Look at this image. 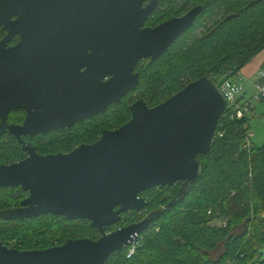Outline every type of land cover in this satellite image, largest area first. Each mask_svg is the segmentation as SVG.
I'll return each instance as SVG.
<instances>
[{"label":"water","instance_id":"water-1","mask_svg":"<svg viewBox=\"0 0 264 264\" xmlns=\"http://www.w3.org/2000/svg\"><path fill=\"white\" fill-rule=\"evenodd\" d=\"M156 1L144 10L143 20ZM42 2L34 1L36 12L41 10ZM140 2L99 1L98 75L91 77V70L74 73L77 56L71 55L70 47L66 48L69 68L61 83L63 93L58 100L53 96L47 99V109L42 112L31 110L28 97L16 93L19 88L15 85L24 83L23 78H13L18 72L16 67H21L18 61L28 60L33 51L27 44L7 46L9 35L0 41V129L18 137L29 152L20 162L0 165V187L21 186L29 192L23 207L5 210L0 217L32 218L51 213L67 219H89L99 231L97 239L69 238L45 249H10L0 241V264H105L113 252L137 242L155 220L157 214L150 213L108 231L123 213L146 207L147 199L139 195L142 191L172 186L178 181L192 184L202 174L204 166L198 155L210 151L228 105L217 79L209 73L157 105L149 106L144 98L134 101L130 120L115 129L103 130L97 141L81 143L70 152L38 154L31 143L21 138L70 128L76 121L105 112L110 104L121 101L140 83V74L134 71L139 60L154 61L162 56L194 25L203 10V5L198 4L154 28L140 29L137 16L131 14ZM5 3L13 4L14 0ZM9 11H0V21L6 20L4 14ZM108 75L110 78L105 79ZM19 107H30L24 124H8V113Z\"/></svg>","mask_w":264,"mask_h":264},{"label":"trees","instance_id":"trees-1","mask_svg":"<svg viewBox=\"0 0 264 264\" xmlns=\"http://www.w3.org/2000/svg\"><path fill=\"white\" fill-rule=\"evenodd\" d=\"M193 3L203 5L194 25L155 61L138 63L140 83L136 89L121 102L111 104L93 123L34 136L31 142L37 151L67 153L80 143L95 142L103 130L115 129L130 120V104L136 98L157 105L206 73L219 84L233 80L264 49V0ZM231 14L234 16L227 18ZM201 27L204 30L197 32ZM244 95L239 102L246 101L242 100ZM249 103L251 111V98ZM233 113V108L226 110L210 151L198 155L204 167L194 183L178 181L142 191L139 195L147 199L146 207L123 213L121 220L108 228L113 230L150 213L157 214L133 244L130 257L133 245L113 252L105 264H264V142L246 148L251 131L249 112L243 116ZM11 143V159L22 157V145L7 134L0 135L2 158L6 156L1 150ZM218 220L225 223H215ZM81 237H99L89 219H67L49 213L0 222V240L21 249H45Z\"/></svg>","mask_w":264,"mask_h":264},{"label":"flooded vegetation","instance_id":"flooded-vegetation-1","mask_svg":"<svg viewBox=\"0 0 264 264\" xmlns=\"http://www.w3.org/2000/svg\"><path fill=\"white\" fill-rule=\"evenodd\" d=\"M34 1L38 0H14L13 4L9 3L12 4V6H9V4L7 5L5 3V0H0L1 12L3 10L6 11L7 9L12 11V13L9 11L11 14H4L6 18L5 21H0L2 23L0 24V41L9 35L7 37V46L27 44L28 48L33 51L28 60L27 58H21V60L18 61L19 64H21V67H18L19 65L16 67V71L18 72L15 74L13 73V78H23L24 83L17 82L15 85L19 88L16 93L20 94L24 98L25 96L28 97L29 105L32 108L31 110L42 112L47 109L46 105L49 102L47 99L52 100L53 96L58 100L61 98L63 93L61 83L67 76V70L69 68L67 67L66 61V48L69 49L70 47L72 49L71 55L77 56L76 64L73 69L74 73L84 74L91 70L93 73L91 74V77L95 78L96 75H98L99 15L101 10L99 6L100 0H43L44 5L42 4L43 6L41 7V10L37 9L36 12V9H33L32 6ZM152 1L153 0H141L140 7L136 6V10L133 13L131 12V14L137 16L136 23H138V27L140 29L148 27L154 28L170 18L185 14L197 5L193 3V0H157L156 4L152 8V11L147 14L146 18L143 20L144 10L149 8ZM25 2L31 4H24ZM127 6L128 9H130L131 3ZM187 7V10L180 13L181 9ZM127 12L130 13V10H127ZM20 17H22V22L19 21ZM146 60L149 63L153 62L150 58H143L139 60V62ZM138 63L135 66V72H139L136 69ZM109 78V75L105 77V79ZM132 90H130L127 94H129ZM126 95L121 98V101ZM138 99L140 98H136L134 101ZM29 108L19 107L11 109L7 116V123L23 125L30 110ZM34 111L33 113H35ZM102 113H93V116L78 120L73 123L72 126L79 123H93ZM2 122V118L0 117V125H2ZM58 130L59 129H55L51 131ZM49 132L43 134H48ZM7 134L13 135L7 130L2 131V129H0V135ZM39 134L40 132L34 135H22L21 138L26 143H31L37 151V147L31 141L36 139L33 137H36ZM14 137L16 138L17 143L22 145L23 148V144L20 142L19 138L16 136ZM45 142H47V140ZM22 151V157L16 156L13 159H11L12 156L2 158L0 155V165H10L26 159L29 156V152L24 150V148ZM37 153L46 155L55 152L41 153L37 151ZM0 189H5L4 196L0 198V216L5 210L23 207L22 201L29 195V192L21 186H2ZM3 190H1V192ZM1 192L0 196H2ZM23 219L26 218L6 219L0 217V222L5 220L12 221ZM0 241L3 245L10 249L35 250L17 248L10 242H4L3 240Z\"/></svg>","mask_w":264,"mask_h":264},{"label":"built area","instance_id":"built-area-1","mask_svg":"<svg viewBox=\"0 0 264 264\" xmlns=\"http://www.w3.org/2000/svg\"><path fill=\"white\" fill-rule=\"evenodd\" d=\"M219 85H220V88L223 94L227 98V102H228L227 109L233 108L234 110V113L232 114V116H234L236 113L238 116H243L244 112L245 113L250 112L251 103H249V100H246L243 102L238 101V99L244 95V91H245L244 86L241 83L236 82L231 79H225ZM255 86H256V93L254 95V99L260 100L261 97L264 96V68H261L258 71V79L255 83ZM253 136L254 134L252 131L248 132V135L246 137V143H245L246 148H249L251 146L252 144L251 138ZM210 212L211 211H209V213ZM218 221H219V224L225 223L223 220H218ZM134 246L135 245H133V247L130 249L128 257H130L132 253L134 252V249H135Z\"/></svg>","mask_w":264,"mask_h":264},{"label":"crops","instance_id":"crops-1","mask_svg":"<svg viewBox=\"0 0 264 264\" xmlns=\"http://www.w3.org/2000/svg\"><path fill=\"white\" fill-rule=\"evenodd\" d=\"M264 63V49L258 53L249 63H247L243 68L240 70V72L233 77V80L236 82L241 83L244 86L245 89V95L242 100H249V98L254 97L256 93V86L255 83L258 79V71L263 67ZM250 91V93L248 92ZM256 100V99H255ZM257 101H264L263 99L257 100ZM253 102V100H252ZM259 106V103H257ZM255 106H253L252 109H254ZM249 125L251 127V121L249 120ZM251 131L252 128H251ZM254 136H256L255 132L253 131Z\"/></svg>","mask_w":264,"mask_h":264},{"label":"rangeland","instance_id":"rangeland-1","mask_svg":"<svg viewBox=\"0 0 264 264\" xmlns=\"http://www.w3.org/2000/svg\"><path fill=\"white\" fill-rule=\"evenodd\" d=\"M210 24L211 22H209L207 25ZM202 30H204L203 27L199 28L197 32ZM248 92L250 93V91ZM251 100H253L252 107L255 106V108L249 112L248 116L251 121V128L256 134L254 138H251V142L255 145H261L264 142V105H262L264 104V101H257L253 97L251 98ZM257 103L262 106H259ZM12 146V143L5 145L4 149L1 150L2 154L4 156H11L10 153L12 152ZM215 223H219V221H215Z\"/></svg>","mask_w":264,"mask_h":264}]
</instances>
